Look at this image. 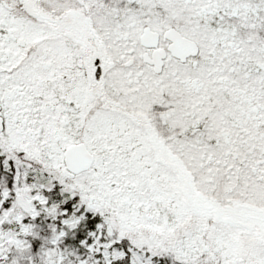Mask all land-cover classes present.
I'll return each instance as SVG.
<instances>
[{
	"label": "snow or ice",
	"instance_id": "snow-or-ice-1",
	"mask_svg": "<svg viewBox=\"0 0 264 264\" xmlns=\"http://www.w3.org/2000/svg\"><path fill=\"white\" fill-rule=\"evenodd\" d=\"M0 264H264V0H0Z\"/></svg>",
	"mask_w": 264,
	"mask_h": 264
}]
</instances>
